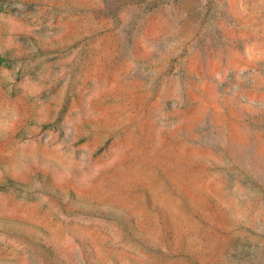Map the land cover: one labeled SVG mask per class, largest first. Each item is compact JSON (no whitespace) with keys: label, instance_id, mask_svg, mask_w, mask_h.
<instances>
[{"label":"rangeland","instance_id":"obj_1","mask_svg":"<svg viewBox=\"0 0 264 264\" xmlns=\"http://www.w3.org/2000/svg\"><path fill=\"white\" fill-rule=\"evenodd\" d=\"M0 264H264V0H0Z\"/></svg>","mask_w":264,"mask_h":264}]
</instances>
